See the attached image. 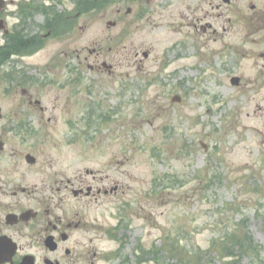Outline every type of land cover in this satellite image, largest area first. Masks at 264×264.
Returning <instances> with one entry per match:
<instances>
[{"label":"rangeland","instance_id":"obj_1","mask_svg":"<svg viewBox=\"0 0 264 264\" xmlns=\"http://www.w3.org/2000/svg\"><path fill=\"white\" fill-rule=\"evenodd\" d=\"M56 1L58 10L72 15L90 4ZM187 2L154 0L155 11L140 21L135 5L118 2L100 14L81 15L78 30L45 41L42 51L17 60L16 67L12 60L3 66L0 57V140L5 153L17 149V155L35 158L34 166L22 160L17 168L16 180L24 177L25 186L53 184L54 173L67 164L74 165L67 176L88 168L124 184L126 196L112 203L130 222L123 251L128 264H264V139L254 129L264 95L252 93L250 85L243 95L231 86L225 72L235 73L234 55L224 60L218 47L216 54L210 42L203 45L200 13L187 10ZM127 7L132 14L124 38L119 17ZM10 12L13 5L2 14ZM7 23L9 29L13 19ZM32 23L31 30L39 31L41 18ZM161 28L173 36H162ZM4 43L0 34V47ZM97 47L115 68L114 77L86 68L93 64L88 50ZM73 52L80 54L79 86L63 69ZM18 75L36 82L22 84ZM15 87L32 93L46 112L25 113ZM14 122H26L28 136L15 135ZM16 138H26V145ZM77 138L80 145L71 142ZM78 155L84 156L79 163H61ZM244 234L257 255L233 249L234 257L226 258L230 238L243 240Z\"/></svg>","mask_w":264,"mask_h":264},{"label":"flooded vegetation","instance_id":"obj_2","mask_svg":"<svg viewBox=\"0 0 264 264\" xmlns=\"http://www.w3.org/2000/svg\"><path fill=\"white\" fill-rule=\"evenodd\" d=\"M31 1H6V6H14V12L0 15L5 28L8 27L7 19H13L5 35L7 38H3L8 40L9 58L10 62L14 61V67L17 60L30 59L42 51L45 41H58L73 34L79 29L78 19L83 15L80 12L72 15L57 10L53 0ZM89 1L94 8L97 2L103 0ZM153 1L119 2L135 5V17L140 21L147 13L153 12V8L155 11ZM42 4L47 9L34 13V9ZM185 7L189 11L200 13L198 29L204 46L210 42L214 47L212 53L216 54L218 47L224 60L234 55L232 63L235 73L225 74L237 93L243 95L250 85L252 93L264 95V0H188ZM106 8L92 9L87 14H100ZM116 12L119 17L120 11ZM131 12V8L127 7L123 19L119 17L125 24L124 38L130 26L126 18ZM37 16L42 20L40 30L32 33V19ZM113 24L114 27L116 24ZM31 46L35 50L26 54ZM103 51L101 47L88 50L93 64H87L86 68L90 73L106 72L112 78L115 76V68L106 63ZM108 52H111V48ZM72 56L74 58L66 63V69L63 68L65 63L60 64L59 69L63 68L66 73L71 74L72 78L68 82L79 86L82 84L80 54L73 52ZM83 61L87 62L88 57ZM18 79L21 80L20 83L27 85L36 82L30 76L25 80L21 76ZM15 88L13 94H20L22 104H27L26 107L22 106L25 113L29 110H37L40 114L46 112L39 101H32V93ZM17 114L22 115L19 111ZM254 114L259 126L254 129L264 139V100L262 106H256ZM14 129L13 133L18 136H28L31 131L26 122H14ZM73 131L78 134L75 128ZM14 141L26 145L24 141L27 139L16 138ZM0 142V264H128L123 251L132 231L130 222L120 206L112 203L126 196L127 187L124 184L109 182L107 171L88 168H78L72 176H67L74 166L67 164L61 165V170L54 173V178L58 180H54L53 184L47 185L43 181L38 185L25 186V178L16 180V176H19L17 168L21 161L26 163L27 154L17 155V149L10 150L7 154L5 143ZM71 142H78L80 145L81 139H73ZM74 158V161L70 157L61 163H79L84 156ZM262 163L264 164V159ZM35 164L36 161L29 166ZM100 243L112 244L113 248L100 249ZM133 252L136 260L141 262L139 248Z\"/></svg>","mask_w":264,"mask_h":264},{"label":"trees","instance_id":"obj_3","mask_svg":"<svg viewBox=\"0 0 264 264\" xmlns=\"http://www.w3.org/2000/svg\"><path fill=\"white\" fill-rule=\"evenodd\" d=\"M120 0H103V1H99L97 2L96 6L93 8L90 4H86L83 9H81L82 13H87L89 12L90 10L92 9H96V10H99V9H103L105 7H108V6H111V5H114L115 3L119 2ZM89 3V2H87ZM81 7V6H80ZM9 46H8V43L5 45V47H2L0 48V57L2 58V65H5L7 64L8 62V59H9V56H10V53H9ZM29 52H26L27 53H30L31 51H34L35 50V47L31 46L29 48ZM25 53V52H23ZM249 236H247L246 234H244V238L243 240L242 239H236L235 236H232L230 238V242L227 244L228 247H227V254H226V258H232L234 257V253H233V249H237L239 251H241L243 254H246V253H253V255H257V252L256 250L258 249L254 244H253V241L248 238ZM245 239V240H244ZM248 242V245L246 244V242ZM244 251V252H243Z\"/></svg>","mask_w":264,"mask_h":264},{"label":"water","instance_id":"obj_4","mask_svg":"<svg viewBox=\"0 0 264 264\" xmlns=\"http://www.w3.org/2000/svg\"><path fill=\"white\" fill-rule=\"evenodd\" d=\"M4 7H5L4 1L3 0H0V13L3 11ZM3 29L4 28H3L2 22H0V30H3ZM144 56L146 57V54H144ZM174 100L176 102H179L180 101V99L178 97L174 98ZM0 118H1V110H0ZM0 147H1V144H0ZM26 160H27V162L29 164H33L34 161H35L32 157H29V156L26 158Z\"/></svg>","mask_w":264,"mask_h":264},{"label":"bare ground","instance_id":"obj_5","mask_svg":"<svg viewBox=\"0 0 264 264\" xmlns=\"http://www.w3.org/2000/svg\"><path fill=\"white\" fill-rule=\"evenodd\" d=\"M157 32H158V33H161L162 36H167V35H168V37H172V36H173V34L169 35V34L165 33V32L162 30V28H161L160 30H158ZM166 34H167V35H166Z\"/></svg>","mask_w":264,"mask_h":264}]
</instances>
